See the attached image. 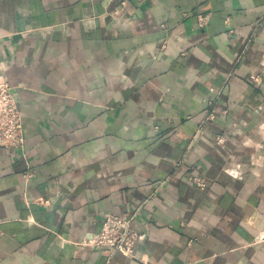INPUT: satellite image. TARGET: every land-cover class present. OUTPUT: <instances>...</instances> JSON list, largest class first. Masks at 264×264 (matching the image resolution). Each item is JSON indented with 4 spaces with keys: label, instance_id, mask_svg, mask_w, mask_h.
Segmentation results:
<instances>
[{
    "label": "crops",
    "instance_id": "1",
    "mask_svg": "<svg viewBox=\"0 0 264 264\" xmlns=\"http://www.w3.org/2000/svg\"><path fill=\"white\" fill-rule=\"evenodd\" d=\"M122 1L0 0V264H264V0ZM133 213L135 259L87 245Z\"/></svg>",
    "mask_w": 264,
    "mask_h": 264
},
{
    "label": "built area",
    "instance_id": "2",
    "mask_svg": "<svg viewBox=\"0 0 264 264\" xmlns=\"http://www.w3.org/2000/svg\"><path fill=\"white\" fill-rule=\"evenodd\" d=\"M121 4L124 7L127 6L128 0H123ZM207 21V17L201 16L200 26L203 28ZM215 117V113L210 111L206 121H213ZM25 141L23 113L16 99L14 88L0 73V148L22 149ZM218 141L223 143L224 139L221 138ZM32 177L33 174L30 173L29 178ZM190 181L201 189H206L209 185L206 178L202 176H190ZM135 217L134 213L105 216L98 233L87 245L107 256L121 254L135 259L138 245L145 239V234L133 228Z\"/></svg>",
    "mask_w": 264,
    "mask_h": 264
}]
</instances>
